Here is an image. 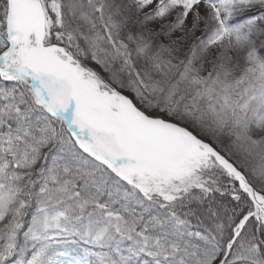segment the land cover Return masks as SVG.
I'll list each match as a JSON object with an SVG mask.
<instances>
[{"label":"snow or ice","instance_id":"1","mask_svg":"<svg viewBox=\"0 0 264 264\" xmlns=\"http://www.w3.org/2000/svg\"><path fill=\"white\" fill-rule=\"evenodd\" d=\"M0 264H264V0H0Z\"/></svg>","mask_w":264,"mask_h":264}]
</instances>
